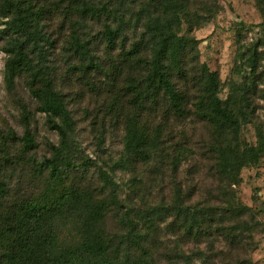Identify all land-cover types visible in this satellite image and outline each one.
<instances>
[{"label": "rangeland", "instance_id": "374dc122", "mask_svg": "<svg viewBox=\"0 0 264 264\" xmlns=\"http://www.w3.org/2000/svg\"><path fill=\"white\" fill-rule=\"evenodd\" d=\"M55 1L33 0L39 6ZM205 2L213 13L210 19L191 31L182 24V33L196 40L194 54L199 64L217 74L220 99L239 98L245 83L250 88L244 105L253 117L242 126L238 138L241 145H256L257 130L264 137V24L260 25L264 0ZM4 24L6 19L0 18V183L6 186L9 200H34L43 194L48 177L40 163L49 158L50 147L58 146L60 138L47 116L37 111L38 101L29 92L25 73L14 78L12 87L6 85ZM40 30L50 43L42 73L63 96L73 123L68 145L76 167L64 184L89 191L95 201L109 207L106 232L114 241L117 257H127L128 244L119 237L133 222L146 232L142 244L151 264H264V147L257 162L242 168L237 184L228 187L209 149L213 129L193 120L161 123L148 106L140 118L150 129L160 123L166 135L163 157H128L125 128L129 119L138 117V107L126 84L135 79L136 67L117 59L107 78L100 72L84 71L70 52L71 25L58 12L46 14ZM80 31L88 43L94 42L92 53L103 58L101 26L86 21ZM251 46L257 49L254 75L244 78L239 47L244 51ZM25 131L36 147L23 154ZM172 142L187 149L185 161L177 166L172 163ZM177 199L182 201L183 212L186 205L194 207L191 214L198 216L194 224L187 216H178ZM204 213H211V219L204 220Z\"/></svg>", "mask_w": 264, "mask_h": 264}, {"label": "trees", "instance_id": "16d2710c", "mask_svg": "<svg viewBox=\"0 0 264 264\" xmlns=\"http://www.w3.org/2000/svg\"><path fill=\"white\" fill-rule=\"evenodd\" d=\"M192 1L56 0L39 6L33 0H0V18L6 19L1 32L8 37L3 47L6 85L12 87L14 78L25 73L29 92L38 101L37 111L47 116L60 138L58 146L50 147L49 158L40 163L48 176L40 198L9 200L6 186L0 183V264H151L142 244L146 232L138 230L133 222L127 225L119 237L128 244L127 257L120 260L106 232L109 207L95 201L89 191L64 184L71 168L76 167L71 163L68 145L73 123L63 96L52 79L42 73L50 45L40 30L46 14L58 12L71 25L70 52L81 61L84 71L100 72L107 78L117 59L136 67L135 79L126 84L138 107V117L129 119L125 128L128 157H163L166 135L160 123L150 129L140 118L149 106L161 123L168 119L193 120L213 129L214 142L209 149L228 187L237 184L242 168L257 162L264 147L260 130L256 132V145H241L238 138L242 126L253 117V111L244 105L250 88L245 83L239 98L220 99L217 74L204 63L199 64L194 54L196 40L182 33V24L191 31L213 14L205 0L197 6ZM86 21L101 26L103 58L92 53L94 42L88 43L83 32H78ZM236 34L238 38L240 31ZM239 52L243 76L252 78L257 49L251 46L242 51L239 47ZM21 142L23 154L36 147L28 131ZM171 145L172 163L177 166L185 161L187 149L180 143ZM181 203L179 199L174 203L179 208L178 216H187L194 224L198 219L196 212L191 214L194 207L186 205L183 212ZM209 214L204 213L202 218L211 219ZM187 229L192 234L193 227Z\"/></svg>", "mask_w": 264, "mask_h": 264}]
</instances>
